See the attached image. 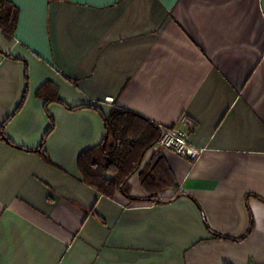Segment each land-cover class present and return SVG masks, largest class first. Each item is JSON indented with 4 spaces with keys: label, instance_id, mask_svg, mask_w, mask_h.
Returning a JSON list of instances; mask_svg holds the SVG:
<instances>
[{
    "label": "crops",
    "instance_id": "obj_1",
    "mask_svg": "<svg viewBox=\"0 0 264 264\" xmlns=\"http://www.w3.org/2000/svg\"><path fill=\"white\" fill-rule=\"evenodd\" d=\"M7 1L0 264H264V0ZM48 82L64 104L37 97ZM115 106L191 128L199 156L151 150L128 195L98 193L78 161ZM157 156L170 202L140 180Z\"/></svg>",
    "mask_w": 264,
    "mask_h": 264
},
{
    "label": "trees",
    "instance_id": "obj_2",
    "mask_svg": "<svg viewBox=\"0 0 264 264\" xmlns=\"http://www.w3.org/2000/svg\"><path fill=\"white\" fill-rule=\"evenodd\" d=\"M18 16L15 6L7 0H0V30L8 39L14 36ZM37 97L44 99L45 105L64 104L57 87L49 82L38 90ZM85 107L98 110L93 106L76 109ZM103 121L106 135L99 146L80 156V174L85 184L106 197L113 198L117 193L128 195L129 180L139 172L146 155L161 138L160 126L118 106L108 116L103 115ZM52 129L53 124L38 149L43 155V145ZM139 174L150 201L154 202L160 193L169 188L176 189L177 194L173 198H161L158 202H170L179 196L174 173L163 157H152Z\"/></svg>",
    "mask_w": 264,
    "mask_h": 264
},
{
    "label": "built area",
    "instance_id": "obj_3",
    "mask_svg": "<svg viewBox=\"0 0 264 264\" xmlns=\"http://www.w3.org/2000/svg\"><path fill=\"white\" fill-rule=\"evenodd\" d=\"M187 127H189V122L183 120ZM190 128V127H189ZM161 138L157 145L153 147L152 151L156 153H162L165 151H171L179 156L195 160L199 154L200 150L193 148L189 145L190 129L181 128H169L160 127Z\"/></svg>",
    "mask_w": 264,
    "mask_h": 264
}]
</instances>
